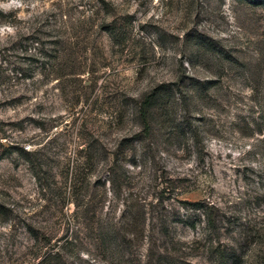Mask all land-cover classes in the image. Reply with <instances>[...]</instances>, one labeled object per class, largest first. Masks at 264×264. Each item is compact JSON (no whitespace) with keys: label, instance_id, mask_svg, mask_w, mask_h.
Wrapping results in <instances>:
<instances>
[{"label":"rangeland","instance_id":"obj_1","mask_svg":"<svg viewBox=\"0 0 264 264\" xmlns=\"http://www.w3.org/2000/svg\"><path fill=\"white\" fill-rule=\"evenodd\" d=\"M35 237L264 264V0H0V264H39Z\"/></svg>","mask_w":264,"mask_h":264},{"label":"trees","instance_id":"obj_2","mask_svg":"<svg viewBox=\"0 0 264 264\" xmlns=\"http://www.w3.org/2000/svg\"><path fill=\"white\" fill-rule=\"evenodd\" d=\"M58 44V42H57ZM42 57L49 59L50 56L49 55H44L42 54ZM171 93H167V92H161V91H155L151 94L148 95L146 101H145V107H147V109L145 110L146 113H143L142 116L144 117V119L147 121V116H148V112H150L149 109H151L150 107L152 106V104L158 102V104H160L162 107L163 106H167L164 105V100L166 98H170ZM172 97V96H171ZM166 101V100H165ZM144 107V108H145ZM83 202V201H82ZM187 205H189V207H191L192 210H196L199 211L201 210L203 207L201 206L200 203H186ZM83 207V205H78V208ZM85 210H83L84 212ZM88 211H86L87 213ZM129 217L134 220V221H140L143 219V214L140 213V210H132L129 212ZM181 223L184 224H190V226L194 227V225L192 223H189L188 221H182ZM36 242L39 241V243H42V249H41V253L39 255V258L41 259L39 264H64L62 262L63 257L62 254L64 252V248L63 245H61L59 242H55L53 245L51 244V240L48 239H39L38 237H35ZM59 243V244H58ZM168 264H172L171 262H168Z\"/></svg>","mask_w":264,"mask_h":264}]
</instances>
